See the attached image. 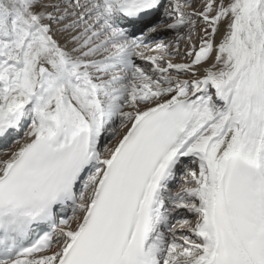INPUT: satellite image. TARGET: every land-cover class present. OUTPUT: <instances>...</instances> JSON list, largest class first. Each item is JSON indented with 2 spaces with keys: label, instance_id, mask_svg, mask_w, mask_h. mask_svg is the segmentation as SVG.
<instances>
[{
  "label": "snow or ice",
  "instance_id": "1",
  "mask_svg": "<svg viewBox=\"0 0 264 264\" xmlns=\"http://www.w3.org/2000/svg\"><path fill=\"white\" fill-rule=\"evenodd\" d=\"M0 264H264V0H0Z\"/></svg>",
  "mask_w": 264,
  "mask_h": 264
}]
</instances>
